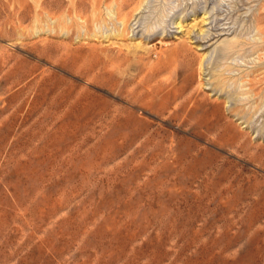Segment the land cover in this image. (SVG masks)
Instances as JSON below:
<instances>
[{"label":"rangeland","instance_id":"1","mask_svg":"<svg viewBox=\"0 0 264 264\" xmlns=\"http://www.w3.org/2000/svg\"><path fill=\"white\" fill-rule=\"evenodd\" d=\"M98 1L0 0V264H264V0Z\"/></svg>","mask_w":264,"mask_h":264},{"label":"bare ground","instance_id":"2","mask_svg":"<svg viewBox=\"0 0 264 264\" xmlns=\"http://www.w3.org/2000/svg\"><path fill=\"white\" fill-rule=\"evenodd\" d=\"M81 1V0H80ZM80 1H78V0H76V13H80L79 11H78V2H80ZM143 1H145V0H141V2L139 3V5L138 6H135V8H134V11H133V13L131 14V16H133L134 17V19H133V21H136L137 20V16L138 15H136L137 14V10L141 7V5H143ZM74 2V1H73ZM97 2H99L98 0H95V4H94V9H96V7L98 6L97 5ZM137 2V0H118V1H116L115 2V6H116V8H115V10L113 11L114 13H115V15L114 16H116V17H118L119 15H120V12L123 10V9H126L127 7H129L130 5H133V4H135ZM146 2H147V0H146ZM145 3V2H144ZM147 4V3H146ZM146 4H144L145 6H143L142 7V10H140L139 11V15L141 14V13H143V14H145L144 12H145V9H147L148 8V6L150 7V5H146ZM148 4H150V3H148ZM39 5V4H38ZM107 6H109V5H107ZM44 10H46V9H44ZM98 10V9H97ZM108 10V9H107ZM49 11V10H48ZM171 11V10H170ZM197 11V10H196ZM110 12V11H109ZM111 13V12H110ZM169 13H171V12H168L167 14H163L159 19L160 20H158V21H155L156 20V18L154 17V21H152L153 23H150V24H152L151 25V27H152V29H156V28H158L159 26H161V23H165V21H166V16H168V14ZM173 13V12H172ZM171 13V14H172ZM195 14V13H194ZM111 15H113V14H111ZM130 16V17H131ZM188 16V15H187ZM116 17H114V18H116ZM124 18V17H123ZM181 18H183V17H181ZM117 19V18H116ZM152 19V15L151 14H147V16H144V17H142V19H140L139 21H143V23H146L147 21H149V20H151ZM184 19V18H183ZM180 20V19H179ZM138 21V22H139ZM182 21V20H181ZM256 21L258 22V25H261V24H259V23H264V12L262 13V14H260L258 17H257V19H256ZM183 22V21H182ZM122 23H125V22H123L122 21ZM133 23V22H132ZM132 23H131V25H132ZM179 23H181L180 21H175V20H173V21H171V23H168V25L166 26V28H165V31L168 29V27H170V24L172 25V24H176L178 27H179ZM176 26V27H177ZM264 26V25H263ZM173 28V27H172ZM260 30H261V27H260ZM168 32H170V30L168 31ZM171 33H173V34H175L174 32H171ZM201 33V32H200ZM199 33V34H200ZM172 34V36H174V37H176L177 38V36L176 35H173ZM202 34V33H201ZM200 34V35H201ZM196 38V37H195ZM199 47H201V46H199Z\"/></svg>","mask_w":264,"mask_h":264}]
</instances>
